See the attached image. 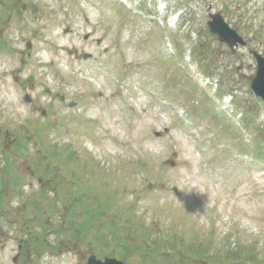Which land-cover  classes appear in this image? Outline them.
I'll use <instances>...</instances> for the list:
<instances>
[{
  "label": "rangeland",
  "instance_id": "obj_1",
  "mask_svg": "<svg viewBox=\"0 0 264 264\" xmlns=\"http://www.w3.org/2000/svg\"><path fill=\"white\" fill-rule=\"evenodd\" d=\"M1 8L0 264H264V0Z\"/></svg>",
  "mask_w": 264,
  "mask_h": 264
},
{
  "label": "water",
  "instance_id": "obj_2",
  "mask_svg": "<svg viewBox=\"0 0 264 264\" xmlns=\"http://www.w3.org/2000/svg\"><path fill=\"white\" fill-rule=\"evenodd\" d=\"M208 29L211 33L218 36V39L227 44L233 50L238 44H245L243 38L236 31L229 27L220 13L210 14V20L207 22ZM256 61V73L251 81L250 87L254 94L264 101V56L259 53H253ZM86 264H124L114 258H105L104 261L90 256Z\"/></svg>",
  "mask_w": 264,
  "mask_h": 264
},
{
  "label": "trees",
  "instance_id": "obj_3",
  "mask_svg": "<svg viewBox=\"0 0 264 264\" xmlns=\"http://www.w3.org/2000/svg\"><path fill=\"white\" fill-rule=\"evenodd\" d=\"M260 156V159H263L264 160V154H260L259 155ZM41 165V162L40 163H38V166H40ZM49 171V170H48ZM16 182V181H15ZM55 187V189H57L58 187H56V186H54ZM88 215V214H87ZM69 216H72V215H69ZM67 216H65V220H67V218H66ZM92 217L93 216H89L88 215V218H91L92 219ZM97 217V216H96ZM84 225L82 224V223H80L79 222V225H78V227L77 228H82ZM96 237H99L98 235H96ZM117 245V244H116ZM63 248V247H62ZM230 253V255H229V258L231 259V260H233V258H238L237 256H238V253L237 252H235V251H231V252H229ZM241 260H243L244 261V263H246V262H249V263H255L254 262V258L253 257H251V258H243V259H241Z\"/></svg>",
  "mask_w": 264,
  "mask_h": 264
},
{
  "label": "flooded vegetation",
  "instance_id": "obj_4",
  "mask_svg": "<svg viewBox=\"0 0 264 264\" xmlns=\"http://www.w3.org/2000/svg\"><path fill=\"white\" fill-rule=\"evenodd\" d=\"M0 2H3V0H0ZM12 7H13V8H16L17 6H16V5H13Z\"/></svg>",
  "mask_w": 264,
  "mask_h": 264
}]
</instances>
